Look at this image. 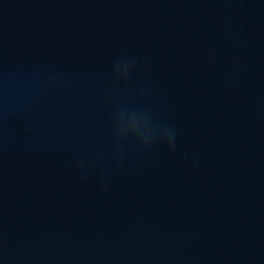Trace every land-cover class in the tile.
Instances as JSON below:
<instances>
[{
  "label": "water",
  "instance_id": "1",
  "mask_svg": "<svg viewBox=\"0 0 264 264\" xmlns=\"http://www.w3.org/2000/svg\"><path fill=\"white\" fill-rule=\"evenodd\" d=\"M0 264H264V0H0Z\"/></svg>",
  "mask_w": 264,
  "mask_h": 264
},
{
  "label": "clouds",
  "instance_id": "2",
  "mask_svg": "<svg viewBox=\"0 0 264 264\" xmlns=\"http://www.w3.org/2000/svg\"><path fill=\"white\" fill-rule=\"evenodd\" d=\"M144 119H145L146 123H147L148 126H149V118H148V116L145 115V116H144ZM174 135H175L174 132H171V131H169V132L166 133V138H167V140H168V143H169V145H170L171 147H173V149H174V146H175ZM139 137L142 139V141L145 143L146 146H147L149 143H154V142H155V139H156V138L153 136L152 133H151L150 136H147V137H145V136H139Z\"/></svg>",
  "mask_w": 264,
  "mask_h": 264
}]
</instances>
